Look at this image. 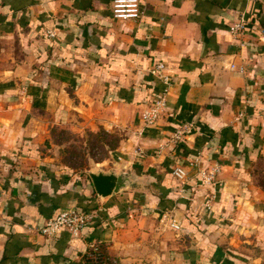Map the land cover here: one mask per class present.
<instances>
[{"label": "crops", "instance_id": "crops-1", "mask_svg": "<svg viewBox=\"0 0 264 264\" xmlns=\"http://www.w3.org/2000/svg\"><path fill=\"white\" fill-rule=\"evenodd\" d=\"M111 1L0 0V36H18L34 65L27 82H0V114L13 125L10 133L2 125L0 156L15 163L0 187V264L80 263L90 244L105 242L122 203L137 198L145 200L144 212L182 227L171 232L191 244L183 264L198 256L232 264L214 241L239 231L264 234L263 204L250 188L251 163L264 156V0H140V17L126 20L113 18ZM240 19L243 31L231 34L229 25ZM156 62L171 79L167 105L155 126L144 127L139 112L164 88L149 71ZM49 124L119 133L116 172L135 167L160 191L135 197L134 188L125 199L99 200L91 182L43 162ZM106 160L100 169L115 170ZM179 165L184 181L170 172ZM216 165L215 180L203 182L200 168ZM71 205L95 213L80 237L40 234L45 221ZM237 217L240 229L233 226ZM193 245L195 257L188 255Z\"/></svg>", "mask_w": 264, "mask_h": 264}, {"label": "rangeland", "instance_id": "rangeland-1", "mask_svg": "<svg viewBox=\"0 0 264 264\" xmlns=\"http://www.w3.org/2000/svg\"><path fill=\"white\" fill-rule=\"evenodd\" d=\"M28 55L29 53L27 52L25 45L21 42V39L18 36H0V82L10 76H12V80H16L17 83L27 82V76H25L26 70H28L30 66L31 68L34 67L32 63L33 61L28 59ZM21 65L23 68L19 67ZM25 66L27 67L25 68ZM14 70H18V72L13 73L12 71ZM6 106L8 105L6 104ZM8 107H10V105ZM1 111H3L2 107H0V113ZM10 119L11 117L8 115L3 116L0 114V133L3 129L2 125L5 126V132L10 133L12 131V124V127L10 126L11 128H9L10 123H12ZM23 120L24 115L20 120L21 122L18 124V119L16 118L17 125H20ZM48 127L50 129L49 134L51 135V137L47 140V142H49L48 147L42 144L40 151H42L41 157L48 156L43 162L49 164L50 168H53L56 171L59 168H70L72 176H67H79L83 182H91L89 171H96L99 169V163L107 158L110 159V165L115 167V170L113 171H120L117 165H114L116 162H119L120 159L117 157V154L112 152L113 149L117 147L121 139L119 133H109L103 128L90 130L88 127L75 131L68 129L67 127L63 128L60 124H49ZM210 140H212V137ZM5 157L8 158L9 156L6 154ZM3 161L6 165L4 172V179H6L5 173L7 174V172L12 169L14 162L11 161L12 164L9 166L8 160ZM105 167L108 166H103V168ZM108 169L110 168L108 167ZM128 171V173H131V175L134 176L136 181L131 187L122 189L119 193L111 196L110 198L119 196L120 200L121 197H124L125 199L128 196L127 192H129V190H133L134 188L140 190V192H131L135 197L139 194L143 195L151 191H160L158 190L159 185L157 180L156 182L150 181L152 180L150 177L142 176L143 172L140 170L136 171L135 167L128 169ZM250 176V188L254 192L255 200H260L263 204L262 214L264 217L263 158H257L251 163ZM138 177L140 179H138ZM97 198L99 200H105V198L102 199L98 196ZM144 204L145 200H138V198L136 201L130 200V202H123V210L120 211L121 213L118 212L119 220L113 221L111 227L108 228V235L106 236L105 242L92 243L93 245L98 246V249L100 250V259L103 258L104 254H106V256H108L112 261V263L103 262V264L184 263L182 258L187 248L191 245L189 240H184L182 236L176 235L175 232H171L172 228L169 223L171 219L167 218V220L162 222L154 213L144 212ZM204 206L206 210L211 211L212 206L210 202H205ZM162 210L163 212L165 211L164 208H162ZM92 214L95 213L92 212ZM240 220V217L234 219V228L240 229ZM189 221L191 222L192 220L189 218ZM228 221H230V219L227 220L224 218L227 229L229 226ZM205 222L208 223L209 220ZM180 225H182V222ZM259 227L258 229H260ZM220 228L222 227H218V232L216 231L215 233L222 232ZM239 229L237 231H239ZM180 231L181 230L178 232ZM199 232H201L200 228ZM209 232L211 231H208V233ZM202 233L207 235V237L211 235V233H207L206 228H202ZM235 235L236 236L233 237L227 236L225 238V242L223 243H217L214 241V245L218 246V248L224 252V256L231 260L230 263L264 264V234L262 232L259 233L254 231H239ZM193 246H195V249L192 250V254L189 253L188 255L195 257L197 252L196 249L198 248L197 245ZM210 255V258H212L213 253L210 252ZM100 259H97L96 256L93 255H85L81 258L80 264H100ZM77 260L75 262H77ZM193 260L194 264H206L203 260H201L200 256L196 258V262L195 259Z\"/></svg>", "mask_w": 264, "mask_h": 264}, {"label": "built area", "instance_id": "built-area-1", "mask_svg": "<svg viewBox=\"0 0 264 264\" xmlns=\"http://www.w3.org/2000/svg\"><path fill=\"white\" fill-rule=\"evenodd\" d=\"M111 13L113 18L120 20L139 18L141 15L140 0H112ZM228 29L233 35L241 33L244 29V20L240 19L236 22H232ZM49 35L54 36L52 32H49ZM231 68H234L233 64L231 65ZM149 71L154 77L162 81L164 88L156 98L139 112L138 117L144 127H152L156 125L163 109L167 105V87L171 80L169 73L166 70V65L163 62H156L149 68ZM180 134L181 131L178 130L176 131L175 136L178 137ZM195 162L196 160L190 162V164ZM5 167L6 165L3 158L0 156V187L3 185L2 182L6 169ZM219 170L218 165L210 169L200 168V175L203 182L209 183L214 181ZM171 172L179 181H184L187 178V171L184 166H175ZM91 216L92 214L90 212L80 211L74 205L67 206L59 210L56 216L45 221L38 231L47 238H57L62 232H66L71 238H77L81 236L82 230L85 224L91 219ZM170 226L175 230L180 228L179 224L175 223L174 220L170 222ZM89 246L93 249V254L90 255L96 256V258L99 259L100 250L98 249V246L93 244H90Z\"/></svg>", "mask_w": 264, "mask_h": 264}, {"label": "water", "instance_id": "water-1", "mask_svg": "<svg viewBox=\"0 0 264 264\" xmlns=\"http://www.w3.org/2000/svg\"><path fill=\"white\" fill-rule=\"evenodd\" d=\"M89 176L96 195L102 199L116 195L122 189L131 187L136 181L130 173L103 171L100 168L89 171Z\"/></svg>", "mask_w": 264, "mask_h": 264}, {"label": "trees", "instance_id": "trees-1", "mask_svg": "<svg viewBox=\"0 0 264 264\" xmlns=\"http://www.w3.org/2000/svg\"><path fill=\"white\" fill-rule=\"evenodd\" d=\"M257 158H259V159H264V156H262V155H260L259 153H258V155H257ZM78 208V207H77ZM80 211H85V212H89L90 210H88V209H85V208H78ZM58 213V212H57ZM54 216H56V214L54 215ZM53 216V217H54ZM87 224H88V222H87ZM86 224V225H87ZM90 254H93V249L90 247V246H88L87 247V249L85 250V252L82 254V257H84L85 255L86 256H89ZM104 254V253H103ZM100 259V258H99ZM91 261H92V259H91ZM103 262L104 263H112V261L109 259V257L108 256H106V254H104L103 255V258H101L100 259V264H103ZM75 264V263H74ZM76 264H80L79 262H77Z\"/></svg>", "mask_w": 264, "mask_h": 264}]
</instances>
